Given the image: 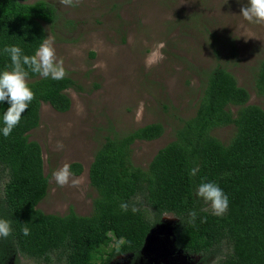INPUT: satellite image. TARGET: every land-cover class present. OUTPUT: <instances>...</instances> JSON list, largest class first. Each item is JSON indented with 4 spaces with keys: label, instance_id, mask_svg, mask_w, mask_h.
Listing matches in <instances>:
<instances>
[{
    "label": "trees",
    "instance_id": "16d2710c",
    "mask_svg": "<svg viewBox=\"0 0 264 264\" xmlns=\"http://www.w3.org/2000/svg\"><path fill=\"white\" fill-rule=\"evenodd\" d=\"M27 1L0 0V70L11 67L5 45L32 56L46 39L42 22L57 20L52 4ZM25 69L33 100L11 134L0 135V219L11 224V234L0 238V264L17 255L45 263H53L55 256L64 264H110L125 255L137 261L147 236L162 226L165 215L176 219L167 229L175 253L207 261L227 247L217 264H264V108L248 104V91L230 72L216 66L207 74L195 114L181 122L146 168L133 164L132 145L161 137L160 123L105 137L88 172L97 194L92 213L80 216L69 210L60 216L37 208L48 178L41 147L28 133L39 126L41 104L65 113L71 107L66 91L82 87L67 75L52 80ZM254 88L264 96V59ZM7 107L0 105V115ZM227 126H233L227 142L212 135ZM197 166L196 175H190ZM70 171L77 176L82 166L72 163ZM202 180L217 182L228 195L223 215H213L195 197ZM189 211L197 213L195 220Z\"/></svg>",
    "mask_w": 264,
    "mask_h": 264
},
{
    "label": "rangeland",
    "instance_id": "374dc122",
    "mask_svg": "<svg viewBox=\"0 0 264 264\" xmlns=\"http://www.w3.org/2000/svg\"><path fill=\"white\" fill-rule=\"evenodd\" d=\"M36 1L40 0L27 2ZM42 1L52 4L58 15L53 25L42 22L46 39L63 60L66 75L82 87L66 91L71 107L65 113L41 104L39 126L28 133L29 140L41 147L48 178L46 196L37 205L43 213L64 216L73 210L89 216L97 195L89 167L105 137L160 123L161 137L132 145L133 164L146 168L172 141L181 122L195 114L207 74L216 66L248 91V104L264 108V96L254 88L264 59V23H250L240 15L247 0ZM232 133L233 126L212 131L222 142ZM72 163L82 166L81 174H71L67 184L57 185L53 171ZM167 216L138 263L150 264L157 255L172 254L164 230L176 219ZM228 252L223 247L221 255L207 261L192 256L188 264H217ZM53 259L45 263L17 255L8 264H64ZM114 264L130 260L120 257Z\"/></svg>",
    "mask_w": 264,
    "mask_h": 264
},
{
    "label": "clouds",
    "instance_id": "9594fccd",
    "mask_svg": "<svg viewBox=\"0 0 264 264\" xmlns=\"http://www.w3.org/2000/svg\"><path fill=\"white\" fill-rule=\"evenodd\" d=\"M63 2L71 4L72 0H63ZM240 15L250 23H264V0H247L246 6L240 9ZM3 52L7 53L11 60L10 68L0 70V105L4 103L8 105L0 115V135L7 137L18 125L22 114L25 113L29 103L33 100L34 94L26 83L28 71L25 66L32 73H38L45 79L61 80L65 77L66 72L63 60L56 57L55 48L50 39H44L32 56L24 55L21 48L16 45H5ZM160 58H163L162 54ZM198 171V166L192 168L190 175L195 176ZM70 176L71 171L68 164L52 173L53 179L61 187L69 182ZM72 183L75 185L76 181L73 180ZM194 195L198 200H202L204 205H207L213 215L221 216L228 209V195L215 181L202 180L196 186ZM127 207V204H121L122 210H127ZM196 215L195 211L188 213L192 220H195ZM10 234V221L0 219V238H6ZM23 234L29 235V230L26 227L23 229ZM180 259L181 264L185 263V257H180Z\"/></svg>",
    "mask_w": 264,
    "mask_h": 264
},
{
    "label": "flooded vegetation",
    "instance_id": "af4514ba",
    "mask_svg": "<svg viewBox=\"0 0 264 264\" xmlns=\"http://www.w3.org/2000/svg\"><path fill=\"white\" fill-rule=\"evenodd\" d=\"M164 231H165V233L169 234L167 229H165ZM171 244H172V240L170 239V234H169V244H168L169 248H170ZM125 256L127 257V259L130 260V264H142V263H138V260L137 261H132V256L131 255H125ZM125 256H121V257H125ZM180 257H185L186 261L183 264H188V260L192 256H185V255L178 254V253H175V252L172 251L171 255H167V256L157 255L155 259L151 260L150 264H179ZM114 261L112 262L113 264H114ZM112 263H110V264H112Z\"/></svg>",
    "mask_w": 264,
    "mask_h": 264
},
{
    "label": "water",
    "instance_id": "95a60500",
    "mask_svg": "<svg viewBox=\"0 0 264 264\" xmlns=\"http://www.w3.org/2000/svg\"><path fill=\"white\" fill-rule=\"evenodd\" d=\"M168 229H169V228H168ZM155 232H156V231L154 230V231H152V233H151L150 235L147 236V238H146V240H145V244H144V246H143V249L145 248V245L148 244L149 241L153 238L152 235H153V233H155ZM143 249H142V250H143ZM178 254H180V253H178Z\"/></svg>",
    "mask_w": 264,
    "mask_h": 264
}]
</instances>
